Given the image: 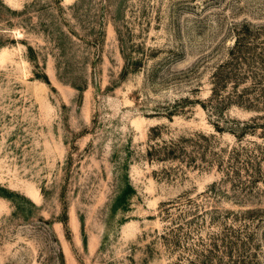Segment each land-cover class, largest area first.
Wrapping results in <instances>:
<instances>
[{
  "label": "rangeland",
  "instance_id": "rangeland-1",
  "mask_svg": "<svg viewBox=\"0 0 264 264\" xmlns=\"http://www.w3.org/2000/svg\"><path fill=\"white\" fill-rule=\"evenodd\" d=\"M0 264H264V0H0Z\"/></svg>",
  "mask_w": 264,
  "mask_h": 264
},
{
  "label": "trees",
  "instance_id": "trees-1",
  "mask_svg": "<svg viewBox=\"0 0 264 264\" xmlns=\"http://www.w3.org/2000/svg\"><path fill=\"white\" fill-rule=\"evenodd\" d=\"M240 38H237V43H236V45H235V48L232 50V54H233V56H236L237 55V53H238V49H240L241 48V43H240V40H239Z\"/></svg>",
  "mask_w": 264,
  "mask_h": 264
}]
</instances>
